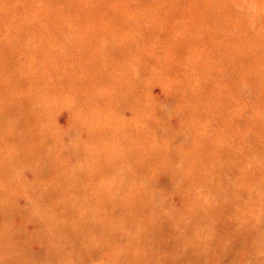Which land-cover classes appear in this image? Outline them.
Instances as JSON below:
<instances>
[{
	"label": "bare ground",
	"instance_id": "1",
	"mask_svg": "<svg viewBox=\"0 0 264 264\" xmlns=\"http://www.w3.org/2000/svg\"><path fill=\"white\" fill-rule=\"evenodd\" d=\"M0 2L2 3L3 0ZM76 3L78 8L75 9H78L79 18L77 20L81 19L86 24H90L91 19L89 17L86 19L85 15L90 13L91 7L87 8L79 2L74 4ZM210 3L216 4L215 9L218 12L214 13V17L218 15L224 22L223 30L220 22L217 23L218 20L208 12L199 13L198 10L186 7V4L178 10L182 11L175 24L179 31L183 30L179 36H182L184 40L206 39L205 36L208 37L211 30L215 31L214 37L210 36V40L215 46L212 49V55L216 61H207L199 54L189 52L188 60L179 59L175 65V61L169 65L170 70H175V78L185 84L188 91L191 90L189 97L188 92L185 93L190 100L188 104L181 106L179 117L183 121L195 120L200 129L197 132L198 139L193 141L189 133L192 127L188 125L189 132L178 140V146L182 148L180 152L187 153L186 146H189L191 150L195 149L190 159L186 157L178 168L169 167L172 163L167 156L160 160L168 165L165 170L170 171L171 174L174 173L172 181L174 192L181 193L185 196L183 199L188 200H191L192 192L189 187L190 182H178L176 179L179 173L186 170L185 164H194V161L198 160L201 165L207 166L210 161L217 167V157L225 153L224 141L227 143L233 137L232 134H228V131L235 124L230 127V122L217 120V118L220 113L227 116L233 115L235 109L231 103L228 105L225 103V97L221 95V92L215 93L210 90L212 88L210 85L221 74L227 72L225 64L229 61L245 76L252 77L258 88L252 98H247V102L251 105L249 103L246 106V113L240 111V114L246 119L245 124H248V127L250 125L255 149L259 148V145L263 147L264 45L261 48L260 42L255 43L253 51L237 53L233 50V42L241 37L246 44L250 39L256 40L257 34L260 35L258 29L264 30V6H262L264 0H241V2L213 0ZM74 4L72 2L70 6L73 7ZM257 7L262 17L261 21L259 18L248 17L252 11L258 9ZM186 8L190 9L192 17H197L198 23L182 20L185 18L181 14L186 13ZM189 16L187 15V18ZM130 23V21H124L120 25L127 28ZM119 28L123 29L114 26L112 34H117ZM16 30L19 31V28ZM237 31L241 33L237 34ZM89 37L87 41L81 38L78 43L69 41L62 44L67 58L65 66L74 72L73 85H82L84 88L80 90L72 86V89L79 94L74 93V102L67 103L71 117L68 129L59 128L55 123L56 127L53 128L50 125L51 118L47 119L46 116H40L41 114L27 109L22 102L18 103L17 97L14 99L10 95L9 97L13 99L7 100L4 98L5 91L11 93L13 88L0 87V264H78L77 260L84 264H126L128 259L130 261L129 256L122 260L117 258L118 252L129 254V248L114 250L118 242L117 228L125 226V220L120 214L124 206L131 214L145 212L149 210V206L144 204L143 208L139 209L135 207L131 199L121 202V193L130 190L128 182L134 180L135 182H131L141 184L145 193L148 192L149 198L147 173L141 171L144 172L150 164L157 162L152 159V156H157L160 150L158 151L155 147L153 151H149L148 145L146 151L142 138L136 136V126L128 125L126 122L128 120L124 116L126 110H129L135 118L138 115L139 106L142 105L134 102L137 93L129 91V84L120 83L118 77L115 79L111 77L113 72H126L124 75L138 73L137 67L130 63L129 59L126 60L127 55L123 53L130 50V45L124 44L123 49L127 50H122V46L117 44L110 34H99L95 30L90 32ZM96 45H98L97 52L94 50ZM25 48L27 53L24 57L30 58L32 50L30 44H27ZM91 49L94 52H91ZM51 54L55 56L54 52L48 53L50 56ZM120 55L124 56L123 61L120 60ZM18 62L22 65L20 60ZM25 77L32 79L29 74ZM199 79L205 83H200ZM24 80L26 81V78ZM85 92L86 95L83 94ZM75 102H81L79 110H75ZM212 102L218 104L217 111L213 110ZM191 104H196V108L191 109ZM99 107H104L110 114L100 113ZM147 108V115H149L153 113L155 107L148 104ZM156 118L159 117L156 116ZM34 121L37 123V131H35ZM29 122L33 123L34 133L27 131L26 134L19 130L22 124ZM211 123L222 126V129L211 126ZM140 125L144 127L145 124L140 122ZM147 126L148 129H142L144 135L148 138L150 136L152 140L160 136L154 126L148 124ZM78 131L85 134L83 142H88L84 150L77 144L79 134L76 132ZM220 137H223L221 143L218 144V141L212 145V140H218ZM122 138L127 143L121 144L120 141L119 144L118 141ZM26 141L31 142L29 144L33 143V149L29 152L22 151ZM64 142L69 144L68 147H65ZM15 149H21L14 152L20 156L18 165L13 160L14 153L10 155ZM206 151H210L213 156L210 158L209 155L204 159L202 156ZM180 152L175 150L170 155ZM65 153L69 157L64 158ZM100 153L111 155L113 159H101L97 157ZM24 158H27V161H24ZM73 158L75 163L79 159V164H84L85 168L81 170V173L86 179L74 182L72 177L79 170L74 163L72 164ZM81 159L84 162H81ZM96 166L119 172L115 179L116 186L112 185L111 196L105 191V185L96 184L93 181ZM129 166L142 174L139 173V177L134 178L131 170H128ZM213 166L209 167L213 172L210 177L215 175ZM155 169L162 172L163 166L159 165ZM101 176L107 175L101 174ZM195 187L199 186L195 184ZM203 187L206 185L203 184ZM20 196L27 198L25 205L19 203ZM201 203L191 211L177 210L176 213L181 215L158 214L150 219L149 242L143 247L144 254L149 253V264H252L258 257L263 259L264 242L256 243L253 240V234L255 229L260 228V231H264V213H262L263 216L256 213L255 215L259 217L252 219L246 216L239 217L246 213L221 214L214 217L215 215H212L208 209L210 203L206 201ZM233 203L236 204V201ZM169 206L171 207L170 202ZM205 206L206 209L202 210L201 208ZM255 218H257L256 221H254ZM26 223L34 224V228L29 230ZM249 233L251 239H249L250 243H247L243 234ZM251 246L253 253L251 251L247 253L248 261L239 259V255H245L244 251ZM105 255H111L108 260L110 262L102 260V256ZM261 262L264 261H260L259 264Z\"/></svg>",
	"mask_w": 264,
	"mask_h": 264
},
{
	"label": "rangeland",
	"instance_id": "2",
	"mask_svg": "<svg viewBox=\"0 0 264 264\" xmlns=\"http://www.w3.org/2000/svg\"><path fill=\"white\" fill-rule=\"evenodd\" d=\"M211 1L213 0H3L2 3L0 2V87L13 88L11 93L7 90L5 91L6 96L4 98L7 100L13 99L9 97L10 95L14 99L17 97L18 103L22 102L27 109L41 114L40 116H46L47 119L51 118L50 125L53 128L56 127L55 124L62 129L69 128V123L71 124L69 119L71 117L67 103L74 102V93L79 94L72 89V86H74V79H72V77L74 78V72L65 66L67 58L64 55L62 44L64 42L69 43V41L78 43L81 38L87 41L90 39V32L95 30L99 34H110L113 40L122 46V50H127L123 49L124 44L130 45V50L123 53L127 55L126 60L129 59V62L137 67L138 73H127L124 75L126 72H113L111 77L113 79L118 77L120 83L129 84V91L137 93V98L136 100L134 99V102L136 101L137 104L142 105L139 106L138 115L135 118L132 117L129 110H126V115H124L128 119L126 122H128V125L136 126V136L142 138L146 151L148 145L149 151H153L155 147L160 151L157 156H152V159L157 160V162L150 164L144 172L141 171L142 173H147L149 198L148 192L145 193V190L141 188V184L133 183L135 182L134 180L128 182L131 189L124 191L123 194L121 193V202L131 199L136 208L141 209L144 204L149 206V210L137 214H131L129 209L124 206L120 214L125 220V226L117 228L118 242H116L114 250H118V248L130 249V255L128 253L127 255L123 254V252L121 254L117 253V258L120 260L129 256L130 261L128 259L126 264H149V253L144 254L143 247L147 246L149 242V221L158 214L181 215L176 213V211L194 210L203 201L210 203L208 204L210 207L208 209L212 215H215L214 217H218L221 214L246 213L241 214L239 217L246 216L248 219H252L263 216L262 213H264V134L262 137L263 147L259 145V148L256 147L255 149V141L252 138L250 125L248 127V124H245L246 119L240 114V111L244 114L246 113V106L250 103L247 102V98H252L258 88L253 78L245 76L240 69L234 68L231 65V61L228 60V64H225L227 72L221 74L210 85L212 87L210 90L215 93L221 92V95L225 97V103L227 105L231 103L235 109V114L227 116L224 113H220L217 118V120L230 122V127L235 124L228 131V134H232L233 137L227 143L224 141L225 153L217 157V167L213 166L210 161H208L206 166L195 160L194 164H185L186 170L179 173L180 175L176 177L178 182H190L191 200L183 199L185 196L174 192L172 186L174 173L171 174L170 171L165 170L168 165L160 160L162 157L167 156L170 159L169 162L172 163L169 167L178 168L182 160L186 157L190 159L195 152V149L191 150L189 146H186L187 153L184 151L180 152L182 148L178 146L180 137L189 132L188 125L192 127L189 133L193 141L198 139L197 132L200 128L195 120L187 119L188 121H183L179 117L181 106L189 103L190 98L188 97L191 90L188 91L184 86L185 84L180 83L175 78V70H170L169 65L173 64L174 61L175 65L179 59L188 60L189 52L197 53L207 61H216V58L212 55V49L215 46L210 40V36L214 37L215 31L211 30L209 36H205L206 39L187 38L184 40L182 36H179V33L183 30L179 31L176 25L178 16H180L179 13L182 11L178 10L183 4H186V7L191 10H198L199 13L208 12L214 17V13L218 11L215 9L216 4H211ZM238 1L241 2V0ZM72 2L73 4L79 2L87 8L91 7L90 13L85 15L86 19L87 17L91 19L90 24H86L81 19L77 20L79 19L78 9L75 8H78V3L71 7L70 3ZM190 9H185L186 16L181 14L185 19L179 18L184 22L185 20H190L193 23H198L197 17H192ZM187 15L190 16L187 18ZM248 17L259 18L261 21L262 17L259 8L256 11H252ZM215 19L218 20L217 23L220 22V27L223 30L225 27L224 22L218 15H216ZM124 21L131 22L129 27L126 28L125 26L123 28L120 25ZM114 26H119L123 29L119 28L117 34H112ZM17 28H19V31L16 30ZM257 31L260 32V35L257 34L256 40L250 39L246 44H244V39H241V37L236 38L233 42V50L237 53H240V51H253L254 44L259 42L262 48L264 45V30L258 29ZM236 33L240 34L241 32L237 31ZM27 44H30L32 49L30 58L24 57L27 53L25 48ZM94 50L97 52L98 45H96ZM94 50L91 49V52H94ZM49 52H54L55 56L52 54L51 56L48 55ZM123 57L120 55L121 61H123ZM19 60L22 65L19 64ZM60 60L61 62L59 63ZM110 66L112 67L113 64L111 63ZM127 66L129 65L127 64ZM109 69L111 70V68ZM26 74H29L32 79L29 80V78L25 77ZM189 77L191 79L190 75ZM24 78H26V81ZM199 81L200 83H205L200 79ZM74 87L80 90L84 89L82 85L75 84ZM186 92H188V97L185 94ZM83 94L86 95V92ZM148 104L156 108L149 115H147L148 108L146 109ZM211 104L213 110L217 111L218 104L216 102ZM81 105V102H75V110H79ZM190 108H196V104H191ZM98 111L105 115L110 114L104 107H99ZM156 116L159 118H156ZM140 122L145 124L144 127L140 125ZM147 124L154 126L157 133L160 134L155 140H152L150 136L148 138L147 135L142 133V129H148ZM210 125L222 129L220 125L212 123ZM34 126L35 131H37L38 127L35 121ZM32 127V122L24 123L19 130L25 133L27 131L34 133ZM76 133L79 134V142L77 144L79 148L84 150L88 144L87 141L83 142L85 134H81L79 131ZM165 136L168 138L166 139ZM163 138L166 140H162ZM222 139L223 137H220L218 140H212L211 143L213 145L219 141V144ZM120 141L121 144L127 143L123 141V138L119 139V144ZM29 143L31 142L25 144L22 151L29 152V150L33 149V143ZM64 145L68 147L69 144L64 142ZM18 150L21 151V149H15L10 155ZM175 150L180 153L170 155ZM209 155L210 158L213 156H211L210 151H206L202 157L206 159ZM67 157L69 156L65 153L64 158ZM97 157L104 160L113 159L111 155H101V153ZM13 160L16 164L19 163L20 156L14 153ZM24 161H27V158H24ZM74 161L75 159L73 158L72 164L74 163L77 170H79L72 177L74 182L86 179L81 173V170L85 168L84 164H79V159L76 163ZM81 162H84V160L81 159ZM159 165L163 166L164 172H159V170L155 169ZM212 166L215 167V175L210 177L213 172L209 167ZM129 169L134 178L139 177L140 172L135 170L134 167L129 166ZM27 172L31 173L30 171ZM93 173V181L96 184L105 185V191L111 196L112 185L116 186L115 179L119 172L96 166ZM219 173H221L220 176H218ZM101 174H106L107 176H101ZM195 184L199 187H195ZM203 184L206 187H203ZM18 199L21 205L27 203L26 197L20 196ZM187 200L188 202H185ZM196 200L197 202H195ZM235 201L236 204L233 203ZM169 202L172 208L169 206ZM183 202L184 205L182 206ZM201 209L205 210L206 206ZM256 213H260V215H255ZM27 225L29 230L34 228L32 223ZM249 236H251L250 233L243 234V238L246 239L247 243H250L249 239L251 238ZM253 240L256 243L264 242V231H260V228L255 229ZM252 249L251 246L247 249L248 251L243 250L246 253L245 255H239V259L245 262L248 261L247 253L252 252ZM110 256H102V260L108 261ZM262 260L264 261V257L263 259L258 257L252 264H259ZM79 261L77 260L78 264H84ZM94 263H96L95 260ZM262 263L264 264V262Z\"/></svg>",
	"mask_w": 264,
	"mask_h": 264
}]
</instances>
